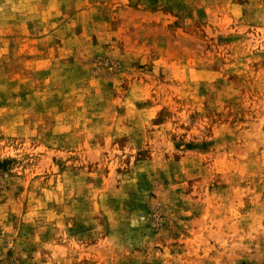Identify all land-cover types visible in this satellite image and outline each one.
<instances>
[{"label":"rangeland","instance_id":"obj_1","mask_svg":"<svg viewBox=\"0 0 264 264\" xmlns=\"http://www.w3.org/2000/svg\"><path fill=\"white\" fill-rule=\"evenodd\" d=\"M0 264H264V0H0Z\"/></svg>","mask_w":264,"mask_h":264}]
</instances>
